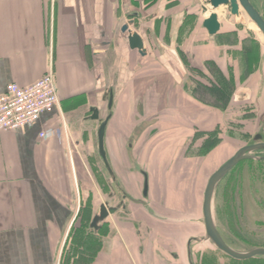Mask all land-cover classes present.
I'll use <instances>...</instances> for the list:
<instances>
[{
  "label": "crops",
  "instance_id": "obj_1",
  "mask_svg": "<svg viewBox=\"0 0 264 264\" xmlns=\"http://www.w3.org/2000/svg\"><path fill=\"white\" fill-rule=\"evenodd\" d=\"M201 2L0 0V94L9 83L28 86L51 71L59 98L55 110L42 114L34 124L0 130V264H59L71 217L85 202L87 191L99 193L101 181L89 165L99 166L97 130L106 113L105 92L114 91L104 143L117 170L146 165L155 170L154 181L168 189L172 182L159 171L166 168L165 156L157 150L162 134L176 129L183 137L184 154L194 137L195 146L209 135L219 138L204 156L180 157L183 175L176 176L178 183L191 184L190 199L197 204L205 177L202 170L217 167L233 153L227 138L236 132L247 137L259 126L257 116L264 109V46L235 23L223 24L219 16V31L212 36L202 26L201 13L183 21L186 11L201 9ZM215 12L218 15L220 8ZM130 19L134 25L129 28L143 38L144 56L129 48L127 33L120 30ZM176 40L182 53L169 60L166 55L173 56ZM186 57L193 62V71L211 75L210 85L224 88L227 97L222 103L208 88L213 101H203L184 87L189 73ZM148 58L154 63H147ZM137 103L148 105V113L163 127L148 143L142 134L132 143ZM92 106L99 111L97 120L89 117ZM40 132L45 136L40 137ZM191 168H197L195 175L185 177L184 170ZM138 179L135 182L141 183ZM162 200L185 217L184 199L172 203L168 192ZM137 205L134 209L142 212L141 218H148ZM157 221L161 230L165 224ZM127 234L129 246L137 247L138 230ZM112 247L107 248L113 256L106 264H121L120 251L126 245ZM139 247L127 258L129 264L176 262L157 246L146 243L148 254ZM99 261L96 264H104Z\"/></svg>",
  "mask_w": 264,
  "mask_h": 264
},
{
  "label": "rangeland",
  "instance_id": "obj_2",
  "mask_svg": "<svg viewBox=\"0 0 264 264\" xmlns=\"http://www.w3.org/2000/svg\"><path fill=\"white\" fill-rule=\"evenodd\" d=\"M251 1L254 4V6L258 9L260 14L264 17V0H251ZM201 3L203 5V0ZM219 8L221 12L218 13V16L223 24L227 22L235 23L241 28L247 30L249 34L256 37L257 40L261 42L264 46L263 35L260 33V31L257 29L255 24L248 18V16L245 14V12L242 9L239 16H233L230 14L228 6H220ZM198 12L201 13L202 15L204 14L202 9L201 10L198 9ZM201 14H199V16ZM167 55L166 57H168L169 60L172 59V57L177 56L176 52L172 53L173 56H170V54L168 53ZM147 63H154V58H148ZM189 64L193 66V62L191 60H189ZM185 76L187 77L186 74ZM188 76H189L188 81H192V83H194L193 85H195L196 82L209 84V81H212V77L210 74L201 76L199 73L193 70L189 71ZM196 94L203 101L214 100L213 96L210 94V91L204 89L201 86L196 89ZM257 122L259 126L255 127L254 131L248 132L249 134L247 137H245L239 132L238 133L236 132L232 134L231 138H227V140L232 141L234 146L233 153L230 156H232L239 147L245 144H250L254 134L260 133L262 135V139H264V109L263 108H261V112H259L257 116ZM184 123L188 124V122L186 121H184ZM233 123L237 124L236 122ZM136 127H137V132L134 133V136L132 138V143L135 141V136H140V134H142V136L144 137L143 141L146 142L147 140H149L148 139L149 137H153L158 133L159 130H163L160 120L150 121L145 119L141 122H138ZM232 130H233L232 132H235L234 128ZM156 138L158 139V137ZM182 139L183 137L181 136V134L177 133L176 129H172V130L168 129L166 130L165 133L162 134L161 136L162 143L157 150L160 153L162 151V154L165 156L164 167L166 168L159 170L160 172L166 171L169 175L176 173L177 169H170V167L173 165V157L175 158L178 157L180 158L181 156L185 157L186 154H189L191 156L202 155L201 153L197 152L199 146L194 145L195 144L194 142L196 141L197 137H194L192 141L189 142L190 144L187 145L185 154L183 153V149H181L180 146ZM226 142L228 143V141ZM195 147H197V150ZM204 148H207V145H205ZM252 156L254 158H256L257 156H264V149H261V151L258 153H252ZM175 165H177V163H175ZM219 165L220 164H218V166ZM217 167L215 168L210 167L206 170L205 169L202 170L205 173V177L203 184L200 185V192H199L200 197L198 200V204L195 201H191L190 199L191 196L190 193L192 187L191 184L187 185L186 183L184 186H181L182 191H177V193L176 194L173 193V195L171 194L172 203L174 202V199H176L177 201L180 198L184 199L185 217L184 216L182 218L177 217L178 220L183 219V226L185 228L184 245L186 239L190 235H192L191 233L193 230L192 226H195V222H196L195 220H199V227L201 232L203 230L201 223V219H202L201 205H202L203 191L206 186V182L209 175ZM134 169H138L139 172L143 171L148 175L147 181L149 182L150 185V194H151L150 198L152 199L153 195H156V198H154L155 201L165 206L164 201L162 200L163 198L157 200L158 197L160 196L158 194V189L161 186V181L160 182L157 181L156 183L152 178V175L155 174V170L152 168L149 170L148 169L142 170L140 168H134ZM196 170L197 168L185 169L184 170L185 177L186 175H189V177H191L192 174L195 175ZM230 173L231 174L226 180L222 179L215 187L212 197V204H211L213 222L220 231V233L224 236L227 243L231 245L232 249H235L236 251L239 252H244L253 248L252 244H257L261 241L264 242V162L263 164L260 163L256 164L255 161L254 163H251V161L246 162L244 160H241L238 163H236V167L233 170H231ZM169 175H167L168 179H169ZM179 175H183V173L179 172ZM94 193L95 192H93V195ZM165 207L169 209L167 210L168 212H172L170 211L171 210L170 207H168L167 205ZM136 208H140V210H142V207L138 205L136 206ZM177 210H178L177 212L178 215H180L182 212L179 209ZM76 211L79 212L77 215H80V211L79 210ZM167 218L172 219L170 217ZM71 219L73 222L72 234L67 235L65 240H63V244L60 251L59 264H84V260L86 261L87 264H96L98 258L102 260L99 262H103L104 264L110 262L111 257L113 256L112 254L113 251L107 252L106 245L103 244V246H101L98 243V240L93 237L90 238L88 235L87 237H84L83 232L77 230L76 229L77 227H75V225L78 224L77 223L78 217H76L75 213L73 214ZM89 219L90 216H88L85 220L88 221ZM152 220L153 222L156 223L158 222L157 220H155V218H153ZM161 221L163 222V224H165L164 220ZM167 223H168L167 226L175 225L170 222ZM121 234L126 235L122 231ZM163 234L164 233L161 230H159L157 234L158 239H162ZM134 235L135 238L139 240L138 235L136 234ZM143 235L144 234L142 232L141 242H137V247L135 248L130 247L129 243L125 244L126 248L122 247L120 251V257H123L124 262H122L121 264H129L128 263L129 260H127V258L129 257V255L131 256V258L133 257L132 256L134 255L133 252L134 250L138 249L139 245L142 246L141 248L139 247V251H143L144 253L148 254L150 249L144 248V246L146 247V243H145L146 240L143 237ZM120 236L121 235L118 233L117 237L119 238ZM158 250H160V252L163 251L161 248H158ZM168 251L170 250L168 249ZM100 253L103 254L101 257H100ZM114 254L117 255L116 250H114ZM212 256L215 257L214 258L215 264L230 263L226 255H224V253L219 251L217 248L215 249V251H213ZM256 258H261V259H253L254 261H251V259L247 261H238L233 259L231 261V264H264V256L256 257ZM176 263L177 261L175 262V264ZM137 264H142V263L139 262Z\"/></svg>",
  "mask_w": 264,
  "mask_h": 264
},
{
  "label": "flooded vegetation",
  "instance_id": "obj_3",
  "mask_svg": "<svg viewBox=\"0 0 264 264\" xmlns=\"http://www.w3.org/2000/svg\"><path fill=\"white\" fill-rule=\"evenodd\" d=\"M249 1L253 5V7L256 8L254 6V4L252 3V1L251 0H249ZM201 9H202V7H201ZM257 11H258V9H257ZM196 13H198V11H194V12L186 11L183 15V21L188 19V18L195 17ZM259 14H260V12H259ZM203 16H204V14H203ZM262 18L264 19L263 16H262ZM130 20H132L131 25H134V20L133 19H130ZM203 20H204V18H203ZM180 27L181 26H179V28ZM210 36H212V35H210ZM175 42H176L175 46H174L175 52L178 55H181L182 50L180 49V47L177 43V40ZM185 61H186V66L188 68V71L195 69L193 66H191L189 64V60L187 57H186ZM196 70L199 71V69H196ZM188 75H189V73H187V81H186V84L184 87L186 89H189L192 92V94L195 95L196 89L201 86L204 89L208 88L209 90H212L214 92V94H216L217 100L219 102L222 103L223 100L226 99L227 95H225L224 88H220L219 86H216L213 84L210 85V84H205V83H200V82H196L195 85H193L194 83H192V81H188V79H189ZM111 95H112L111 107L108 108V100H107L106 113L103 116L102 120L105 117L110 116L112 113L114 91H111ZM147 106L148 105L145 106L144 103H137V109H136L137 123H136V126H137L138 122H141L145 119L150 120V121L151 120H157L154 118V116H152L148 113ZM248 115H249V117L252 116V114H248ZM108 119H109V117H108ZM100 122H101V120H100ZM136 132H137V127H135V133ZM158 133H159V131H158ZM255 137H257L256 140H255ZM148 139L149 140H147V141L149 142L152 139V137H149ZM218 139L219 138L215 134L209 135L206 138H202L201 143H200L201 145L198 147V150H197L198 153L202 154L199 156H204L207 154V152H206L207 150H206V148H204L205 145L210 146L212 143L218 141ZM104 142H105V132H104V140H103V147L105 150V143ZM255 142H264V139H262V135L260 133L254 134L253 139L250 142V144H253ZM250 144H245L243 146L250 145ZM243 146H241V147H243ZM144 147L146 149L147 145L146 146L144 145ZM241 147H239V148H241ZM261 149H256V150L247 152V155H249V157L246 159H243V160L246 162L251 161V163H254V161H255L256 164H258V163L263 164L264 156H257L256 158H254L252 156V153H258L261 151ZM148 151H149V149H148ZM97 156L99 157L98 148H97ZM105 156H106L105 161H102L99 157V159H100V161H98L99 166L94 167L91 164L89 165L90 171L94 175L97 174L98 179L101 181V183H99V185H98L99 186V193H98V195L95 196V194L93 195L90 191H87L86 192V200H85V202L82 203V205L79 208L80 215H77L79 212H77V214H76V217H78V222H77L78 224L75 225V227H77L76 228L77 230L83 232L84 237H87V235L90 238L93 237V238L98 240V243L101 246H103V244H105L106 247L108 248V247H112V246H118L119 244H121V245L126 244V243L130 244L131 243L130 242V235L127 234V231L133 230L135 232L136 230H138L137 235L141 236V234L143 232V234H144L143 237L145 238L146 243H148L151 247L157 246V247L161 248L163 250V253L165 252V254L169 255L170 258L175 259L177 261V264H215V259H214L215 257L212 256V253H213V251H215L216 248H215V245L213 244V242L209 238H207L206 228H205L204 221H203V213H202V219H201V223H202V227H203L202 232H201L200 227H199V220H195L196 221L195 226H192V229H193L191 232L192 235H190L186 239V242L184 245L183 233L185 231V228L183 226V219H179V220L177 219V217L182 218L181 215H178V213H177L178 210L171 209L170 211H172V212H168L167 210H169V209L166 208L163 204L158 203L153 198L151 199L150 198L151 197L150 185H149L148 181H147V193H146V195L143 194L144 177L146 176V178H147L148 175L145 172H143V171L139 172L138 169H134V168H128V170L124 169V171L123 170H117L109 162V160L107 158L106 150H105ZM175 159L173 160V165L170 167V169H177L175 174L169 175L166 171H162L163 177L169 175V180L172 183L170 184L168 189L167 188L165 189L164 187L160 188V190L158 191L160 198L166 197L168 192L170 193V196H171V194L173 195V193L176 194L177 191H182V187H181L180 183H178V181L180 180V178H178L179 177L178 175H179V172L181 171L178 168V165L180 163V158L178 157ZM227 160H225L223 163H225ZM175 163H177V165H175ZM223 163H221L218 167H220ZM235 167H236V164L222 177V179L226 180L229 177V175L231 174L230 173L231 170H233ZM132 169H133V171H132ZM140 169L147 170V166L146 165L142 166ZM121 172H123V175H128V176L127 177L120 176ZM133 174H135L136 176L134 177ZM129 176H131V178H129ZM176 176H178V177H176ZM137 177L139 178L138 180H140L141 183L135 182ZM167 178L168 177H165V179H167ZM147 180H148V178H147ZM203 193H204V191H203ZM212 197H213V195H212ZM202 202H203V197H202ZM136 204H138L140 207L144 208V212H145V214H148V218H145V217L141 218L142 212L137 210V209H134ZM211 204H212V199H211ZM101 206L104 207L105 211L107 212V215L103 218L102 221L99 222V224H97L98 227L95 228L92 225V221H93L95 214L100 211ZM110 210H113V211L110 212ZM201 210H202V205H201ZM120 213H121V215H120ZM211 214H212V210H211ZM88 216H90V219L88 221H86L85 219ZM167 217H170L172 219H169ZM153 218H155V220H160V221L164 220V222H165V225H162V227H161L162 228L161 231L164 233V236L162 237V239H158V237H157L159 230H158V227L156 225L157 223L153 222V220H152ZM212 220H213V216H212ZM167 222L173 223L175 225L174 226H167L168 225ZM72 223H71V226L69 227V230H68L66 236L72 234ZM177 223H180V224H177ZM213 224H214V222H213ZM143 226H145V228H143V230H142ZM214 227H215L217 233L219 234V236L221 237V239L223 240V242L228 247L232 248L231 245L229 243H227L224 236L220 233V231L215 226V224H214ZM121 231L126 235L121 234ZM118 233L121 235L119 238L117 237ZM252 246H253V248H264V242L261 241L257 244H252ZM80 249H82V248H80ZM168 249L170 251H168ZM233 250H235V249H233ZM107 252H108V249H107ZM172 254H175V256H173ZM102 255L103 254L100 253V257ZM224 255H226V257L228 258V260L230 262L229 264H231V261L233 259L238 260V261H247V260L251 259V261H254L253 259H261V258H256V257L263 256V255H260V256L250 257L247 259H235V258H232L225 253H224Z\"/></svg>",
  "mask_w": 264,
  "mask_h": 264
},
{
  "label": "water",
  "instance_id": "obj_4",
  "mask_svg": "<svg viewBox=\"0 0 264 264\" xmlns=\"http://www.w3.org/2000/svg\"><path fill=\"white\" fill-rule=\"evenodd\" d=\"M220 6H229V12L233 16H239L241 13V9L245 12L248 18L255 24L257 29L264 37V19L259 14L256 8L250 3L249 0H203L202 10L204 12V20L202 21L203 28L207 31L209 35H214L218 32L220 28V23L218 20V15L215 12L217 8ZM210 10L208 14L205 12ZM132 24V20L124 23L120 30L121 32L127 33V40L130 49H135L142 56L146 54V48L144 46V41L141 35L132 30L130 25ZM104 45V44H103ZM104 99L108 100V108L111 107L112 95L110 91L104 93ZM91 115L90 119L97 120L99 119V111L97 107H90ZM108 117H105L101 120L98 130H97V148L98 154L102 161L106 160L105 150L103 147L104 140V132L107 124ZM257 137H255V140ZM264 149V142H255L250 145L243 146L239 148L225 163H223L220 167H218L208 178L204 193H203V202H202V213H203V221L206 228L207 238H209L215 247L222 251L223 253L229 255L235 259H247L254 256H264V248H252L245 252H238L228 247L219 234L217 233L211 214V199L214 192V189L217 183L222 179V177L239 161L246 159L249 157L247 152L256 150V149ZM143 194L147 193V178L144 177L143 182ZM113 210H110L112 212ZM107 215L104 207L101 206L100 211L95 214L92 225L97 228V224L103 220V218Z\"/></svg>",
  "mask_w": 264,
  "mask_h": 264
},
{
  "label": "built area",
  "instance_id": "obj_5",
  "mask_svg": "<svg viewBox=\"0 0 264 264\" xmlns=\"http://www.w3.org/2000/svg\"><path fill=\"white\" fill-rule=\"evenodd\" d=\"M58 105L55 78L51 71L28 86L9 83L0 94V130H18L30 126L42 114L51 113ZM39 136L43 137L45 133L40 132Z\"/></svg>",
  "mask_w": 264,
  "mask_h": 264
},
{
  "label": "bare ground",
  "instance_id": "obj_6",
  "mask_svg": "<svg viewBox=\"0 0 264 264\" xmlns=\"http://www.w3.org/2000/svg\"><path fill=\"white\" fill-rule=\"evenodd\" d=\"M208 10V9H207ZM210 12V10H208L207 12H206V14H208Z\"/></svg>",
  "mask_w": 264,
  "mask_h": 264
},
{
  "label": "trees",
  "instance_id": "obj_7",
  "mask_svg": "<svg viewBox=\"0 0 264 264\" xmlns=\"http://www.w3.org/2000/svg\"><path fill=\"white\" fill-rule=\"evenodd\" d=\"M208 147H210V146H207V148H208ZM207 148H206V150H207Z\"/></svg>",
  "mask_w": 264,
  "mask_h": 264
}]
</instances>
